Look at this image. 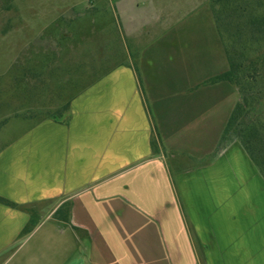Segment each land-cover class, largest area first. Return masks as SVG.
Returning a JSON list of instances; mask_svg holds the SVG:
<instances>
[{"label":"crops","instance_id":"0c3cea01","mask_svg":"<svg viewBox=\"0 0 264 264\" xmlns=\"http://www.w3.org/2000/svg\"><path fill=\"white\" fill-rule=\"evenodd\" d=\"M190 1L122 3L135 62L75 94L66 128L45 120L0 149V264H32L11 249L38 230L24 221L65 196L85 264H264V179L237 141L219 147L238 92L216 21L188 19ZM152 130L178 161L150 156Z\"/></svg>","mask_w":264,"mask_h":264},{"label":"rangeland","instance_id":"374dc122","mask_svg":"<svg viewBox=\"0 0 264 264\" xmlns=\"http://www.w3.org/2000/svg\"><path fill=\"white\" fill-rule=\"evenodd\" d=\"M175 1L183 0H0V149L28 131H40L38 125L52 120L51 116H58L66 128L70 115L66 110L61 113L62 107L75 94L120 64L135 62L127 56L133 45L126 42L122 30V3L139 5L143 13L156 6L171 10ZM186 5L192 11L188 16L191 21H216L213 0H191ZM221 38L228 46L225 33ZM160 46L155 43L146 51ZM147 145L150 156L167 163L178 161L163 148L153 130ZM56 201L59 207L72 205L68 196L33 205L24 228L25 232L38 230L16 238L11 248L17 250L15 260L69 264L81 259L85 264L83 235L60 220ZM45 205L48 218L37 219L34 212ZM24 208L15 206L18 211H30Z\"/></svg>","mask_w":264,"mask_h":264},{"label":"trees","instance_id":"16d2710c","mask_svg":"<svg viewBox=\"0 0 264 264\" xmlns=\"http://www.w3.org/2000/svg\"><path fill=\"white\" fill-rule=\"evenodd\" d=\"M213 5L219 35L225 33L228 41L229 69L223 78L239 89L219 147L237 141L264 179V0H213ZM69 106L70 100L61 113ZM51 118L64 124L56 115ZM70 208L66 203L56 211L67 224Z\"/></svg>","mask_w":264,"mask_h":264},{"label":"water","instance_id":"95a60500","mask_svg":"<svg viewBox=\"0 0 264 264\" xmlns=\"http://www.w3.org/2000/svg\"><path fill=\"white\" fill-rule=\"evenodd\" d=\"M71 264H83V261L81 259H78L75 262H72Z\"/></svg>","mask_w":264,"mask_h":264}]
</instances>
